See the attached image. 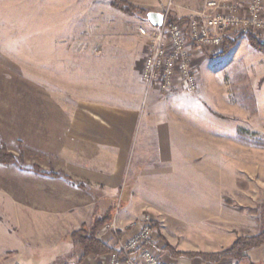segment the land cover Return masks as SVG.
<instances>
[{"label":"rangeland","instance_id":"374dc122","mask_svg":"<svg viewBox=\"0 0 264 264\" xmlns=\"http://www.w3.org/2000/svg\"><path fill=\"white\" fill-rule=\"evenodd\" d=\"M126 1L145 10L134 15L153 11ZM205 2L167 0L159 9L184 18ZM129 15L111 0H0V145L20 158L18 165L0 164V264H67L72 258L80 264L77 249L54 262V242L30 222L36 207L44 214L54 187L23 167H54V154L27 140V130L34 136L53 116L54 43L80 50L85 43L112 44L127 33ZM228 41L230 48L224 43L202 54L198 91L181 94L187 147L180 169L171 164L163 177L138 182L133 222L150 216L160 246L175 252L222 251L264 229V45L253 34ZM131 223L112 222L101 237ZM35 235L40 241L29 240ZM167 256L170 263L208 264Z\"/></svg>","mask_w":264,"mask_h":264},{"label":"crops","instance_id":"0c3cea01","mask_svg":"<svg viewBox=\"0 0 264 264\" xmlns=\"http://www.w3.org/2000/svg\"><path fill=\"white\" fill-rule=\"evenodd\" d=\"M130 1L156 12L167 2ZM126 21L131 25L127 33L109 45L85 43L80 50L54 43L53 116L34 136L27 130V140L54 154V167L44 169L58 176L27 171L49 179L54 187L44 214L38 207L30 214L35 233H45V240L54 242V262L76 249L70 236L84 225L107 218L111 223L133 222L139 210L138 182L163 177L171 164L180 169L185 156L186 126L180 121L187 112L181 103L186 90L163 94L148 86L141 72L150 38L141 29L153 24L148 15H129ZM123 28L118 25L117 30ZM101 231L98 237L112 246L114 235L101 237ZM36 237L29 240L40 241ZM78 254L80 264L89 263L90 255ZM248 258L217 264H264V246L249 251ZM67 264L76 263L72 258Z\"/></svg>","mask_w":264,"mask_h":264},{"label":"built area","instance_id":"2783aa9c","mask_svg":"<svg viewBox=\"0 0 264 264\" xmlns=\"http://www.w3.org/2000/svg\"><path fill=\"white\" fill-rule=\"evenodd\" d=\"M164 15L162 25L141 29L150 38L142 79L163 94L179 88L189 93L198 91L200 75L196 64L205 51L248 34L264 45V0H206L192 16ZM154 231V222L148 215L132 222L121 235L114 230L113 251L90 255L88 264H173L167 260L168 254Z\"/></svg>","mask_w":264,"mask_h":264},{"label":"trees","instance_id":"16d2710c","mask_svg":"<svg viewBox=\"0 0 264 264\" xmlns=\"http://www.w3.org/2000/svg\"><path fill=\"white\" fill-rule=\"evenodd\" d=\"M112 6L121 11L134 15L145 14V10L138 8L134 4L126 0H111ZM226 49L230 48L234 42L226 41ZM20 158L10 151L5 144L0 145V164L3 165H18ZM24 170L35 172L42 176L54 177L58 174L54 171H48L40 165L24 166ZM82 186V184H80ZM107 219H99L94 221L90 226H83L79 230L73 232L70 236L74 247L82 252V257L89 255L102 256L111 251L113 248L98 237V233L108 224ZM119 234L122 231L118 232ZM264 246V229L253 236L237 238L227 249L218 252H175L171 247L165 245L163 250L166 251L171 258L180 259L181 257L200 258L208 264H217L225 259H234L236 261H247L248 252Z\"/></svg>","mask_w":264,"mask_h":264},{"label":"water","instance_id":"95a60500","mask_svg":"<svg viewBox=\"0 0 264 264\" xmlns=\"http://www.w3.org/2000/svg\"><path fill=\"white\" fill-rule=\"evenodd\" d=\"M151 23L155 26L162 25L165 15L160 12L152 11L148 14Z\"/></svg>","mask_w":264,"mask_h":264}]
</instances>
